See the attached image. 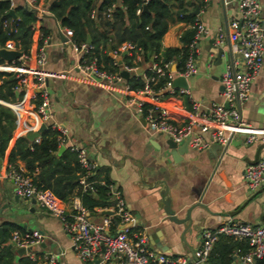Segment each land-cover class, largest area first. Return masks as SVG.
<instances>
[{
	"label": "crops",
	"instance_id": "1",
	"mask_svg": "<svg viewBox=\"0 0 264 264\" xmlns=\"http://www.w3.org/2000/svg\"><path fill=\"white\" fill-rule=\"evenodd\" d=\"M46 1H37L46 14L34 23L25 65L37 67L47 75L52 110L47 123L66 126L69 129L67 142L86 147L89 157L98 165L101 178H108L121 191L127 207L136 217L133 230L144 232L149 245L157 251L191 255L200 244V233L205 228H214L224 221L259 224L264 213V184L256 188L247 186L244 168L250 162L264 160V140L249 142L245 133L236 132L223 149L211 140L209 129L201 130L196 126L194 130L210 141L209 145L203 149L188 145L186 152H175L169 147L165 133L151 131L145 119L136 114L134 106L122 101L126 95L122 82L109 87L84 79L77 68L79 55L68 39H61L60 23L47 9ZM193 1L196 2L194 9L198 6L199 11L191 12L207 28L195 45L196 72L186 79L189 93L177 92V95L161 98V104L176 121L186 118L191 100L200 101L201 111H207L212 101H222L221 74L232 59L241 58L234 48L235 39L229 28L237 11L236 0ZM11 3L26 6L24 0H11ZM262 4L264 21V0ZM42 25L49 33L40 43ZM189 26L186 21H172L162 36L163 46H181L180 35ZM220 34L222 41L215 44ZM43 43L46 61L38 64L36 48ZM7 45L13 46V42L8 41ZM218 47L223 49L220 54ZM16 67L6 61L0 63V70L13 71ZM170 69L178 71L176 58L171 61ZM137 73L139 70L129 71V75ZM172 84L176 89L185 87V78L174 73ZM22 89L20 99L0 98V104L15 116L11 138L0 154V227L3 221H10L22 231L35 228L44 234L31 248L38 259L33 260V264H40L48 252L60 254L58 264H88L75 253L60 216L32 199L16 195L13 181L6 175L8 154L15 139L21 135L28 137L42 124L35 110L38 97L32 96L31 84ZM180 94L187 96L190 107L184 104ZM241 114L255 127L264 128V62L249 99L241 106ZM59 146L58 153L67 149L66 145ZM15 164L27 170L21 158H17ZM38 171L36 166L33 173ZM164 190L172 214L165 209ZM61 206L68 209L70 202L62 200ZM105 210L107 207L96 206L94 211H89L90 219L101 222L108 213ZM117 228L111 223L107 230ZM7 243H11L9 239ZM21 256L30 257L28 253L18 255L16 252V258ZM233 258L239 264L238 255Z\"/></svg>",
	"mask_w": 264,
	"mask_h": 264
},
{
	"label": "built area",
	"instance_id": "2",
	"mask_svg": "<svg viewBox=\"0 0 264 264\" xmlns=\"http://www.w3.org/2000/svg\"><path fill=\"white\" fill-rule=\"evenodd\" d=\"M24 1L26 6L44 11L39 7L38 0ZM146 1L144 0V2ZM11 6L13 7L12 3ZM262 6V0H236L237 11L229 22V28L230 34L235 39L234 48L241 54V58L232 59L226 64L221 74L223 100L212 101L207 111H201L200 101L191 100V107L183 121H176L169 115L166 107L161 104L160 93L163 91L189 93L187 87L174 88L172 79L174 73L188 79L196 72L193 52L198 39L207 31L203 23L198 20L195 22L196 31L190 42L191 50L182 70L176 72L171 70V62H165L163 65L153 62L148 65L157 75L168 71V79L160 88L154 87L157 80L156 75L147 76L145 74H142L145 82L143 86L130 88L120 72H111L100 67L93 54L94 46L90 41H82L77 44L71 38L72 30L69 27L58 25L79 55L77 68L81 71L84 79L109 87H114L116 83L122 82L123 91L126 92L122 101L126 105L134 106L136 114L145 119L151 131L165 133L177 143L187 140L188 145L193 148L203 149L209 145L210 141L204 139L194 130V127L197 126L201 130L209 129L211 140L221 147H226L236 132L245 133L246 140L249 142L258 139L264 140V128L255 127L241 114V106L249 99L252 85L261 72L264 62ZM111 9L108 7L103 13L109 15ZM136 12H140V7L136 9ZM96 13L97 9L93 7L90 17L95 18ZM221 41L222 34L216 38L215 44H219ZM132 48L133 44L124 42L119 50L129 53ZM18 58L22 62L16 65V69L13 70L19 81L16 89L24 88L28 83L31 84L32 96L38 97L35 110L40 123H45L46 127L49 126L57 130L59 144L66 145L69 150L76 153L81 168L78 182L82 190L95 191L96 183H105L104 178H91L98 168L96 161L89 157L85 146L67 142L69 129L66 126L55 122L47 123L52 116V110L46 73L37 67L29 68L25 65L29 53L22 54ZM35 61L38 64L46 61L44 43L37 46ZM122 69L137 70V66L124 64ZM33 140L39 141L40 136H35ZM6 175L13 181L16 195L26 199H35L36 203L49 208L60 216L75 253L88 264H204L220 234L247 241L249 248L246 251H241L240 248L235 250L239 257V264H256V260L264 255V213L261 222L256 225L242 221H224L214 228L203 229L200 233V244L191 255L168 254L153 249L144 232L133 230L136 217L127 207L121 191L111 182L107 185L113 202L107 207L109 212L103 215L101 222L97 223L90 219L89 211L81 203L79 195H72L70 207L64 209L61 206L62 200L50 189L37 187L32 174L24 168L9 164ZM244 178L250 188L264 184V160L248 163L244 168ZM111 223L117 225V230H107ZM43 237L44 234L35 228L25 231L14 229L11 231L9 241L15 247H24L25 249L30 247L26 253L32 260L38 261L37 256L31 252V248ZM59 256V253L48 252L42 257L41 263H38L58 264Z\"/></svg>",
	"mask_w": 264,
	"mask_h": 264
},
{
	"label": "trees",
	"instance_id": "3",
	"mask_svg": "<svg viewBox=\"0 0 264 264\" xmlns=\"http://www.w3.org/2000/svg\"><path fill=\"white\" fill-rule=\"evenodd\" d=\"M195 3L193 0H47L46 5L62 26L72 30L71 38L75 43L79 44L90 38V43L94 46L93 54L100 67L120 72L124 64L136 65L140 73L131 74L125 79L130 88L143 86L145 82L141 74L156 75L154 87L160 88L168 79V71L157 75L148 65L153 62L163 65L176 58L177 70L184 68L191 50L190 42L196 31V14L191 12ZM93 7L97 9L95 18L90 17ZM108 7L112 8L111 12L105 15L103 12ZM138 7L139 13L136 12ZM11 8L15 15L9 13ZM45 14L34 7H12L11 0H0V47H5L8 41H12L14 48L28 54L34 23L39 16ZM174 20L186 21L190 26L180 35L181 46H163L162 36ZM40 31L42 43L49 29L42 25ZM123 42L133 44L129 53L119 50V45ZM118 56L121 57L120 62ZM4 62L0 57V63ZM8 63L19 65L21 59L16 58ZM18 85V77L14 71L0 70V98L20 99L23 89H16ZM174 94L177 95V92L163 91L160 96L166 98ZM180 96H183L184 104L190 107L187 96ZM14 117L8 107L0 104V154H3L11 138ZM59 147L57 130L48 126L41 130L39 141H33L26 135L17 137L9 151L8 161L9 164L16 165L17 158L24 160L37 187L50 189L61 200L70 202L72 195L76 194L88 211H94L96 206L108 207L112 203L107 185L109 179L105 178L104 184L96 183L95 191H83L78 182L81 168L75 152L67 148L58 153L56 151ZM36 166L39 171L34 174ZM99 173L97 168L91 178H101ZM1 226L4 241L0 243V264H33L28 256L16 258L15 249L10 248L7 243L12 230L22 229L10 221H3ZM237 248L246 251L249 245L244 239L220 234L204 264H236L233 256L238 255L235 253ZM256 264H264V255L256 260Z\"/></svg>",
	"mask_w": 264,
	"mask_h": 264
},
{
	"label": "water",
	"instance_id": "4",
	"mask_svg": "<svg viewBox=\"0 0 264 264\" xmlns=\"http://www.w3.org/2000/svg\"><path fill=\"white\" fill-rule=\"evenodd\" d=\"M199 11V8L198 6L192 11V12H198ZM9 13L12 14V15H15L14 13V9L11 8L9 9ZM60 25V24H59ZM59 25H58V29H59V35L61 36V39L62 40H67V37L66 35H64V33L61 31V29L59 28ZM88 41H90V38L88 37L87 38ZM223 51L222 47H218V54H220L221 52ZM22 51L17 49V48H14V47H8V46H5V47H0V57H2L6 62L8 61H11V60H14L18 57H20L22 55ZM118 61L120 62L121 61V57L118 56ZM120 74L124 77V78H127L129 76V71L125 70V69H122L120 71ZM184 86H188L187 85V82H186V79H185V84ZM46 128V124L45 123H42L39 130L38 131H33L31 133L28 134V137L33 139L35 136H37L39 134V132L43 129ZM167 143L169 145L170 148H173V150L175 152H178V153H183V152H186L188 150V141H183L182 144L178 145V143L176 141H174L171 137H169L167 139ZM218 146H221L219 144H217ZM225 147H223L224 149ZM163 201H164V206H165V209L168 213L172 214V209L170 208V202H169V197H165V190L163 191ZM33 202H35V199H32ZM104 212H109L108 210H105ZM4 241V236L2 234V227H0V243ZM8 246L12 249H15L17 254L18 255H22V254H25L27 250H30V247H28L27 249H25L24 247H15L12 243H8Z\"/></svg>",
	"mask_w": 264,
	"mask_h": 264
},
{
	"label": "rangeland",
	"instance_id": "5",
	"mask_svg": "<svg viewBox=\"0 0 264 264\" xmlns=\"http://www.w3.org/2000/svg\"><path fill=\"white\" fill-rule=\"evenodd\" d=\"M262 27H263V29H264V21L262 20ZM263 60H264V58H263ZM8 242V241H7Z\"/></svg>",
	"mask_w": 264,
	"mask_h": 264
}]
</instances>
